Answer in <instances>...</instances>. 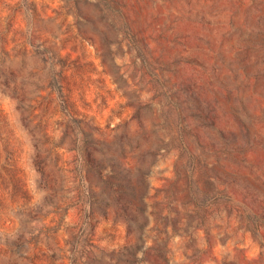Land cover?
Wrapping results in <instances>:
<instances>
[{
    "label": "rangeland",
    "instance_id": "374dc122",
    "mask_svg": "<svg viewBox=\"0 0 264 264\" xmlns=\"http://www.w3.org/2000/svg\"><path fill=\"white\" fill-rule=\"evenodd\" d=\"M0 264H264V0H0Z\"/></svg>",
    "mask_w": 264,
    "mask_h": 264
}]
</instances>
